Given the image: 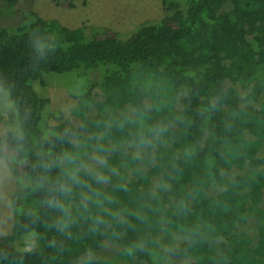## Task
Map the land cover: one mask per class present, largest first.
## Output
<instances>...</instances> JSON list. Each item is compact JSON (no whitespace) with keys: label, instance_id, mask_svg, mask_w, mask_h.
I'll return each instance as SVG.
<instances>
[{"label":"trees","instance_id":"obj_1","mask_svg":"<svg viewBox=\"0 0 264 264\" xmlns=\"http://www.w3.org/2000/svg\"><path fill=\"white\" fill-rule=\"evenodd\" d=\"M159 1L163 20L124 37L31 10L0 26L19 122L0 136L19 187L0 264H81L106 242L119 252L85 264H264V0ZM78 70L102 80L78 97L77 124L50 129L33 84Z\"/></svg>","mask_w":264,"mask_h":264},{"label":"rangeland","instance_id":"obj_2","mask_svg":"<svg viewBox=\"0 0 264 264\" xmlns=\"http://www.w3.org/2000/svg\"><path fill=\"white\" fill-rule=\"evenodd\" d=\"M75 8H70L64 0H19L14 8L2 2L0 3V26L14 29L23 19V12L34 11L45 20H56L61 25L70 28H86L85 35L89 38H102L104 31L110 29L121 36L131 35L146 23L159 24L164 18V11L159 0H76ZM99 31V32H96ZM102 32V33H101ZM103 72H85L78 70L65 74H49L44 78V84H33L35 91L42 97L50 99V106L45 112L50 118L44 122L48 128L58 125L56 117L73 120L72 111L77 108L80 97L89 85H94L102 80ZM96 96H101L100 89L95 90ZM264 100V96L262 97ZM11 102L9 95L0 89V136L19 127L16 118H11L15 112L7 110V103ZM148 104V102H147ZM43 119V121H44ZM43 130L47 128L43 125ZM98 160H91L87 166L91 168L98 165ZM158 183L155 180L154 185ZM15 180L7 161L0 158V237L11 232L14 222V213L11 209L12 198L18 190ZM219 189L215 186L211 189L212 195H217ZM163 234L158 236L161 245L168 249ZM176 239V238H175ZM182 238L176 239L180 244ZM23 249L31 250L35 245V237H27L23 240ZM119 245L106 242L101 248L85 255L81 264L88 260L108 261L119 252ZM175 264H179L178 261Z\"/></svg>","mask_w":264,"mask_h":264},{"label":"clouds","instance_id":"obj_3","mask_svg":"<svg viewBox=\"0 0 264 264\" xmlns=\"http://www.w3.org/2000/svg\"><path fill=\"white\" fill-rule=\"evenodd\" d=\"M5 107H6L7 110H9V111H13V112L16 111V105H15L14 102H9V103H7ZM95 179L97 180V182H99V181L105 180L106 177H104V176H102L101 174L97 173V174H95Z\"/></svg>","mask_w":264,"mask_h":264}]
</instances>
